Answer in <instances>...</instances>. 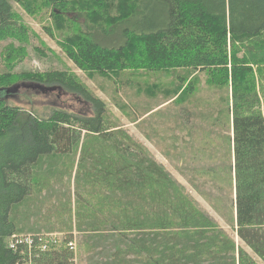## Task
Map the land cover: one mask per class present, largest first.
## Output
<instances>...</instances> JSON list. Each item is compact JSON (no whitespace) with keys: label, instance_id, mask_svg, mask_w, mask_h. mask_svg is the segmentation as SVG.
Listing matches in <instances>:
<instances>
[{"label":"trees","instance_id":"1","mask_svg":"<svg viewBox=\"0 0 264 264\" xmlns=\"http://www.w3.org/2000/svg\"><path fill=\"white\" fill-rule=\"evenodd\" d=\"M11 2L31 16L48 13L62 51L89 77L126 83L137 94L159 90L175 104L195 92L200 72L223 90L214 122L224 115L228 122L233 162L223 175L234 219L228 235L74 74L16 73L31 33L0 0V49L9 42L0 53V93L20 84L57 88L90 109L40 117L0 97V264H75L67 245L73 232L86 264H264V0L251 7L246 0ZM150 4L165 18L139 30ZM117 32L121 44L102 42ZM146 72L173 74L177 84L146 88L130 77ZM49 205L62 209L58 223ZM52 232L70 239L44 251L38 238L32 248L10 244L15 235Z\"/></svg>","mask_w":264,"mask_h":264},{"label":"rangeland","instance_id":"2","mask_svg":"<svg viewBox=\"0 0 264 264\" xmlns=\"http://www.w3.org/2000/svg\"><path fill=\"white\" fill-rule=\"evenodd\" d=\"M8 1L20 17L22 24L31 33L30 41L22 45L26 56L16 67L15 72L20 74L66 71L74 74L93 95L107 104L108 118L116 119L118 125H121L129 135L143 144L148 154L161 163L173 178L184 186L186 192L194 198L199 207L214 219L220 228L231 235L232 218L234 219L233 193L228 186L224 185L223 175V167H227L230 161L233 162L229 148H227L228 122L225 115L222 116V123L214 122L223 90L210 86L205 73L200 72L197 75L198 82L195 92L189 95L182 104H175L173 100L166 101L165 95L159 90H154L155 96H150L145 91L143 94H137L126 83L113 84L108 78L98 74L89 77L88 74L77 69L62 51L60 46L62 38L54 31L52 19L48 13L41 12L40 15L31 16L18 5L12 4L11 0ZM246 2L248 7H251L254 0H246ZM146 10L140 22L136 24L139 30L155 27L160 20L165 18L162 14H158L152 4L148 5ZM47 28L51 29L53 36L48 34ZM102 42L117 46L122 43L120 33L117 32ZM8 43L1 45L0 53ZM3 69L0 59V70ZM127 77V75L124 76V80ZM130 77L134 79L138 77L137 80L144 82L142 85L145 84L146 88L155 85L161 89H168L177 84L173 79V74L169 73L146 72L140 75L135 73ZM20 85L6 98V101L10 105L20 107L25 114L45 117L54 109L78 115L90 114L89 107L82 103V99L65 94L62 90L56 88L42 92L30 88L28 84ZM6 96L7 94L0 93V97ZM210 112L212 116L208 118ZM222 162V168H218ZM55 198L56 195L53 192L50 195L51 203L49 204H53ZM50 208L54 211L53 222L58 223L55 213L62 209L58 206H50ZM41 211L44 213V208ZM32 220L35 221L34 218ZM41 234H59V242L62 239L63 241L70 239V235L64 232ZM22 235L34 234L23 233ZM72 239L77 241L76 232L72 233ZM83 253L79 248L78 251L75 250V264H86Z\"/></svg>","mask_w":264,"mask_h":264},{"label":"built area","instance_id":"3","mask_svg":"<svg viewBox=\"0 0 264 264\" xmlns=\"http://www.w3.org/2000/svg\"><path fill=\"white\" fill-rule=\"evenodd\" d=\"M60 236L59 234H48V235H36V236H33V235H20V236H13L12 239L13 240V243H12V239H10V244H11V247H13V244H17V243H23V244H26L28 246V248H32V246H34V240L36 238H38L40 240V245H39V248L44 251V250H47L49 245L50 244H55L57 242H59V237ZM68 247L73 251L75 252L76 250V240H72L71 242H68L67 243Z\"/></svg>","mask_w":264,"mask_h":264},{"label":"water","instance_id":"4","mask_svg":"<svg viewBox=\"0 0 264 264\" xmlns=\"http://www.w3.org/2000/svg\"><path fill=\"white\" fill-rule=\"evenodd\" d=\"M25 84H22V85H20V86H24ZM19 85H17L14 89H12L11 90V92L13 93L14 92V90L18 87ZM28 86L30 87V88H32V89H36V90H39V91H42V92H46V91H52V89H44V88H41V87H39V88H36L35 86H31L30 84H28ZM7 93V96L9 97L10 96V94H12L10 91H6ZM10 92V93H9ZM5 97V98H8V97Z\"/></svg>","mask_w":264,"mask_h":264}]
</instances>
